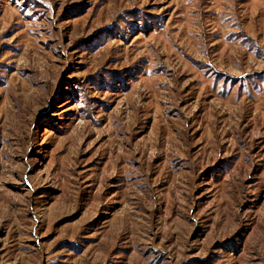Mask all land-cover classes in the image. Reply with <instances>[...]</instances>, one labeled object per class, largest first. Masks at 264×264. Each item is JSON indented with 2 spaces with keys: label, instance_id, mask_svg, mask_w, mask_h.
<instances>
[{
  "label": "rangeland",
  "instance_id": "rangeland-1",
  "mask_svg": "<svg viewBox=\"0 0 264 264\" xmlns=\"http://www.w3.org/2000/svg\"><path fill=\"white\" fill-rule=\"evenodd\" d=\"M0 264H264V0H0Z\"/></svg>",
  "mask_w": 264,
  "mask_h": 264
}]
</instances>
